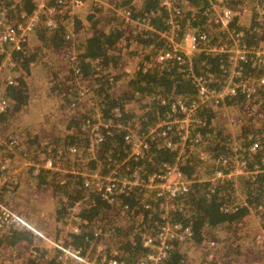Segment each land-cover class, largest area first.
Returning a JSON list of instances; mask_svg holds the SVG:
<instances>
[{
	"label": "trees",
	"instance_id": "1",
	"mask_svg": "<svg viewBox=\"0 0 264 264\" xmlns=\"http://www.w3.org/2000/svg\"><path fill=\"white\" fill-rule=\"evenodd\" d=\"M110 1L119 9L130 10L134 19L147 20L157 31L168 30L167 11L160 8V0ZM263 2L264 0H226V5L233 10L249 11L245 17L236 19L230 27L244 31L243 42L249 48L258 47L264 40V20L255 14V10ZM179 5L188 9L191 7L200 9L198 13L185 10L186 18L182 23L184 30L190 22L192 28L212 34V45L222 46L229 43L220 33H213L215 26L208 15H205L203 5L197 0H179ZM89 7L85 22L67 12L63 19L62 17L58 19L61 26L56 32H48L46 28H41L34 34V38H38L37 45L33 46L30 43L26 52L14 54L19 65L17 69L27 76H18V87L9 86L2 90L11 107L6 113H0V132L4 130L17 135L23 145L21 155L30 157V161L33 159L39 162L42 156H54L65 170L75 169L77 164H73L72 160L66 159L65 156L59 157L58 151L86 143L87 138L82 128L95 107H99L108 119L114 118V111L119 109L122 114V124L131 123L140 136L142 133H147L150 126L158 121L157 117L168 109V107H160L161 101L175 96L187 104L197 101L198 88L189 77L191 66L194 74L203 77L207 86L216 91L223 90V84L229 78L231 64L227 60V55L222 53L198 52L190 66L181 67L176 63H169L149 67L154 63L151 54L166 49V42L160 40L157 34L142 32L128 25L112 10ZM71 20L75 33L74 42L78 43L77 45L67 39ZM43 49L60 52L69 60L71 56L76 55L78 63L72 66V62L66 60L67 73L55 72L52 64L46 61ZM251 65V62L240 65L243 78L246 81L262 78L264 66L258 64L252 68ZM78 68L81 74L74 78ZM39 69H43L48 78L42 87L43 90L35 88V91H41L43 94L33 98L26 87L27 77L31 78L29 80L33 79L35 83V76L41 74ZM79 80L81 82H78ZM77 82L88 86L91 91L88 97L95 106L88 107L82 102V96L78 94ZM258 91L259 93L251 98L243 95L227 98L225 103H221L215 109L200 108L197 112L198 122L206 124L201 128L204 136L203 152L206 158L193 154L180 164L179 169L183 176L193 183L186 196L172 203L170 213L172 222L191 226L193 237L183 244L173 242L170 256L164 264H193L194 256L202 259L201 264H264L262 263L264 246L259 248L260 240L255 239L250 242L247 232L245 236H241L245 227V218L254 219L252 214H256L257 225L259 224L261 230L264 229V174L256 177L243 175L223 184L208 181L209 175L215 169H225L235 165V158L233 159L232 152L228 150V144L237 141L243 143L247 149L248 142L246 144L244 140L248 137L260 144V149L248 158L249 169H253L256 164L264 167V131L253 128L254 121L260 117L256 119L254 112L250 114L246 111L257 107L260 111H264V86ZM34 100H39V103L46 100L49 106L52 101L54 107L62 105L59 111L65 110V112L60 116L71 119L62 121V127L51 123L50 132H46L48 119H43L40 126L44 129V136H47V139L44 143L31 147L27 146L30 138V135L27 136L28 129L25 128L23 131L17 124L18 119H22L26 109ZM48 112L45 115H48ZM231 113L234 132L231 127L219 131L213 127L215 123L222 124L220 117L225 120V117ZM243 116L250 117L245 120ZM244 123L250 125L246 126ZM46 124L47 126L44 127ZM35 138L36 141L41 139L40 137L37 139V136ZM150 144L149 152L143 158L136 159L131 156L129 148L124 143V133H116L112 137L106 136L99 150L98 159L89 162L86 166L81 164L79 170L86 173L88 170L101 169L99 171L102 175L115 172L122 176L138 171L146 179L175 164L177 152L170 151L157 142ZM222 158L227 159L228 162L223 163ZM31 178L39 180V188L44 186L55 195L67 198L68 203L59 202L56 208V221H63L67 216L68 208L75 202L83 201L87 206L81 212V232L70 238V243L75 248L82 249L84 253L91 252L95 241L94 234L97 228H101L111 244L106 252L108 257L122 260L126 264H136L144 256L143 239L155 234L162 222L158 203L151 196L147 198L137 188L125 196L115 190V202L111 205L101 198L100 192L86 190L83 175L43 171ZM146 202L153 206L149 212L143 209V204ZM11 203L12 201L7 202L9 205ZM142 217L143 223H140ZM256 223L252 225L253 228ZM262 233L264 235V231ZM62 238L65 236L59 231L57 239ZM33 241L34 238L26 232L10 229L0 233V247L6 254L21 243L32 244ZM261 244H264V241ZM34 249L37 252L36 256L28 255L20 258L16 255L17 261L13 263L63 264L61 255L57 251L46 248L40 250L37 247ZM257 254L263 255L249 258L250 255ZM19 260L22 262L20 263Z\"/></svg>",
	"mask_w": 264,
	"mask_h": 264
},
{
	"label": "built area",
	"instance_id": "2",
	"mask_svg": "<svg viewBox=\"0 0 264 264\" xmlns=\"http://www.w3.org/2000/svg\"><path fill=\"white\" fill-rule=\"evenodd\" d=\"M88 1L89 4H87ZM197 1L203 5V9L205 8L206 11L205 15H208L211 23L215 26L213 33H220L228 40V44L212 45V34L192 28L190 22L187 24V29L184 30L182 23L186 18L185 10L188 8L179 5V0H160V8L167 11L168 15V30L163 32L157 31L145 19H134L130 10L119 9L111 1V6L105 7L114 11L128 25L138 28L142 32L148 31L157 34L160 40L166 42V49L151 54L154 63H151L149 67L155 64L166 65L169 63H176L181 67L190 66L198 52L227 55L231 68L229 78L223 84V90L216 91L207 86L206 80L196 76L191 66L189 77L198 88L196 102L187 104L178 96L161 101L160 107H168V109L164 110V114L157 117L158 121L141 136L131 123L126 125L121 123L122 114L119 109L114 111V118L108 119L99 107H95L82 128L87 138L86 143L82 146H72L67 150L58 151L59 157L65 156L66 159L72 160L73 164L86 166L89 162L98 159L99 150L105 142L106 136L112 137L116 133H124V143L129 148L132 157L143 158L150 150V142H157L164 148L177 152L175 164L169 165L164 171L155 173L146 179L138 171L123 176L115 172L102 175L99 169L83 173L78 167V169H72L67 173L54 156H42L39 162L32 164L29 160L30 157L21 155L23 146L21 139L15 134L2 130L0 132V233L10 229L29 233L33 238L44 241L49 249L60 253L63 264L68 262L74 264H126L122 260L108 257L106 252L110 249L111 244L101 228H97L94 234L95 241L91 252L84 253L82 249H77L70 243V238L81 232V212L87 207L83 201L75 202L69 207L66 218L58 222L57 226L65 236L60 240L46 237L25 217L16 213L7 202L12 201L20 184L18 178L14 176L24 168H18L19 164L28 166L25 168H31L32 176H38L43 171L65 172L75 176L83 175L86 190L94 193L100 192L101 198L111 205L115 202V190L125 196L137 188L147 198L150 196L154 198L158 203L162 222L155 234L148 235L143 239L144 256L136 264H164L170 256L173 242L183 244L193 237L191 226L172 222L170 213L172 203L178 198L186 196L193 183L183 176L179 169L180 164L193 154H199L200 157L206 158V154L203 152L204 136L201 132V128H204L206 124L198 122L197 112L200 108L215 109L221 103H225L227 98H236L240 95L251 98L257 95L258 90L264 86V75L258 80L246 81L240 67L242 63L247 62L252 63V68L258 64L264 66V40L259 43L258 47L249 48L243 42L244 31L230 29L236 19L245 17L249 11L246 9L243 11L233 10L226 5V0ZM102 4L103 0H0V113H6L11 107L3 94V88L19 86L18 76L21 70L17 69L19 65L14 54L26 52L31 36L41 28H46L48 32H56L61 26L58 19L60 17L63 19L65 13L72 14L76 9L87 5L98 8ZM189 9L194 13H198L200 10L193 7ZM159 12L163 11L159 10ZM255 14L264 20V2L257 7ZM74 36V32L71 34L68 32L67 39L77 45L78 43L74 42ZM70 62H72V66L77 65V56H71ZM79 74L81 71L78 68L74 78L79 77ZM81 84H77L79 87L77 90L79 96H82V102L86 105L91 104V107L95 106L91 98L88 97L91 92L88 86ZM244 141L246 144L248 142L247 149L243 143L237 141L228 144V150L232 152L233 159L235 158V165L230 168L215 169L209 175L208 181L223 184L225 181L236 180L243 175L256 177L264 174V167L256 164L254 167L252 166L253 169H249L248 164V158L260 149L259 142L249 137ZM227 162V159H223V163ZM175 175L177 178L173 180ZM64 203H68L67 198L64 199ZM148 203L143 204L145 212L153 209L152 204ZM140 223H143V217ZM0 252H2L1 247ZM36 253V250L32 249L29 255L36 256Z\"/></svg>",
	"mask_w": 264,
	"mask_h": 264
},
{
	"label": "crops",
	"instance_id": "3",
	"mask_svg": "<svg viewBox=\"0 0 264 264\" xmlns=\"http://www.w3.org/2000/svg\"><path fill=\"white\" fill-rule=\"evenodd\" d=\"M191 10V9H189ZM72 31L74 32V29L72 28ZM36 38L31 37L30 39V43L31 45H33V43L35 41ZM39 68V66H38ZM40 70V69H39ZM44 75H45V79H47L48 77H46V74L44 72V70H41ZM40 71V73H41ZM55 72H57V70H54ZM64 73H67V70H63ZM63 71H61V74H63ZM19 76H27V74L22 73L20 71ZM30 77H27V89L30 92V96H33L34 94H39L42 95L43 92L41 91H35V84ZM41 81L44 82V78H41ZM34 86V87H31ZM39 102L34 100L32 102V106H35L36 104H38ZM52 103V101H51ZM54 106V105H53ZM29 107V108H30ZM88 107H91V104L88 105ZM33 108V107H32ZM59 105L57 107H55V109L53 110H57L59 111ZM51 110V107H50ZM61 112V110L59 111ZM65 110H63L61 112L64 113ZM58 114L57 115H61ZM67 119H71V118H67ZM66 119V120H67ZM41 121V120H40ZM40 121L34 126V129L31 131L30 133V129L27 130V136L30 135L29 141L27 146H31V147H36V145H40L42 143H44L45 139H47V136H44V129L41 128L40 126ZM17 126H19L22 130V124L18 123ZM47 124L44 126L46 127ZM38 137L37 139H39V137L41 138L40 140H35V137ZM33 142V143H32ZM31 163L34 164L35 160H31ZM31 165V164H30ZM22 170H24V175L26 174L28 177L32 176L31 173V168H22ZM38 179L34 178V179H30V182L28 181H20L19 187L16 191L15 194V198L13 197L12 199V203H11V207L12 209L22 215L23 217L26 218L27 221L30 222V224H32L33 227L37 228L40 231H43V235H45L46 237L52 239V240H58L57 239V235L59 233V227L58 225V221H56V217H57V212H56V208L57 206H59V202L63 203L65 197L62 196H58L55 195L54 193H52L51 191L47 190L44 186L39 188L38 186ZM60 194V193H59ZM58 196V197H57ZM23 198V199H22ZM253 216L257 217L256 214H252ZM248 219V218H246ZM250 220V219H249ZM247 221V220H245ZM258 221V218H257ZM259 225V224H258ZM261 231H264V229H262ZM2 236V235H1ZM62 237V236H61ZM35 241L31 243H21L19 244L17 247H15L14 250H9V254H17V251L19 252V250L23 251L22 249L26 250V252H24V254H19L20 258H24V255L27 254V256L29 255V252L34 249L35 247H37L38 249L42 250V249H49L48 245L45 244L44 241H39L37 239L34 238ZM20 263L22 262V260H19ZM13 263V262H11Z\"/></svg>",
	"mask_w": 264,
	"mask_h": 264
},
{
	"label": "rangeland",
	"instance_id": "4",
	"mask_svg": "<svg viewBox=\"0 0 264 264\" xmlns=\"http://www.w3.org/2000/svg\"><path fill=\"white\" fill-rule=\"evenodd\" d=\"M90 2L88 1L87 4H89ZM111 6L110 5V0H103V4L98 7V8H105L106 10H109L107 7ZM90 10V7L89 5L81 8V9H76L75 12H73L71 14V16L73 17H76V18H79L82 22H85L86 21V18L85 16L87 15V13L89 12ZM111 10V9H110ZM122 19V18H120ZM70 22V25L68 26V32L71 34L73 31H72V28H73V22L72 20L69 21ZM38 38L35 39V41L37 42ZM37 45L35 42L33 43V46ZM44 52V57L46 58V61L47 62H50L53 66V70H57V72L61 73V71H63L66 67V60H69L67 59L66 57H63L61 55L60 52H54L52 50L48 51V50H42ZM70 62V60H69ZM60 66H63L60 68ZM40 68V67H39ZM41 71V69H40ZM64 72V71H63ZM41 78H44V82L41 81ZM45 75L44 73L41 71V74H37L35 76V83H36V86L35 87H38L40 88L41 90L42 87L44 86V83H45ZM31 87H34V86H31L30 85V88ZM41 95H39L38 93L37 94H34L32 97H40ZM45 98H48L47 96H44ZM39 101V100H38ZM48 101L44 100V102H40L38 104H36L35 106H32L30 108H27L26 109V112L24 113V116H22V119H18V122L20 124H22V130L25 131V128H28L30 129V133L31 131L34 129V126L41 120L43 119H48V127L46 128V132H50V129H49V125L52 124H58V126L62 127V121L64 122L67 118L64 119V116H60V115H57L58 114H61V112L59 111H55L53 109H55V107L53 106V104L50 102V106L48 105ZM50 107H51V110H50ZM49 111V112H48ZM246 111H248L250 114H252L253 112L256 114V119H258L260 117V119L254 121L253 123V128L257 129V128H260L261 130L264 131V121H262V119H264V111H260L259 108H254V109H247ZM48 112L49 114L48 115H45V113ZM60 116V117H59ZM228 117H225V120H227V122H225L224 118L223 117H220V123L222 124H218L215 123L213 125V127L216 129V130H225L227 129L228 127L234 132L235 128H234V121H232V113L231 114H228L227 115ZM58 117V118H56ZM250 116H243V118H245V120H247ZM55 118V119H54ZM40 121V122H41ZM46 123V122H45ZM246 126H249L250 124L248 123H244ZM242 132H239V134H241ZM19 160V159H17ZM62 165V164H61ZM18 168H21V167H28V166H23V165H17ZM75 166V165H73ZM77 167H79V165H77ZM76 166L74 168H77ZM72 169L70 168H67L66 171L67 173H69ZM101 170V169H99ZM24 170H21V172H17L14 174V176L16 178H18L19 180V183L20 181L24 180V181H28L30 182V179L31 177H28L26 174L24 175ZM177 178V176H173V180H175ZM79 194V193H77ZM80 195V194H79ZM15 198V197H14ZM23 199V198H22ZM254 219H246L247 221H245V227L243 228L242 232H241V236H245L246 232L249 234V240L250 242L254 241L255 239L256 240H260L258 243H260L259 245V248L261 249L264 244H261L263 243L264 241V235L260 229V226L257 225V217L255 216H252ZM29 222V221H28ZM30 223V222H29ZM256 223L253 228V224ZM32 225V224H31ZM253 228V229H251ZM42 234H43V231H40ZM237 237H239L238 235H236ZM252 244V243H251ZM242 248V246H240ZM245 247V246H244ZM243 247V248H244ZM24 252H26V250L22 249ZM19 250V252L17 251V254H24V252ZM262 252L264 253V248H262ZM263 254H257L256 256L254 255H250L249 258L253 259L252 257H261ZM26 255H24V257H26ZM199 256H201V254H199ZM252 256V257H251ZM17 261V258H16V254H6L5 252H0V264H11V262H16ZM192 261H193V264H201L202 262V259L199 258V257H196L194 256V258H192ZM236 262V261H235ZM264 261H262L263 263ZM14 264V263H12Z\"/></svg>",
	"mask_w": 264,
	"mask_h": 264
}]
</instances>
